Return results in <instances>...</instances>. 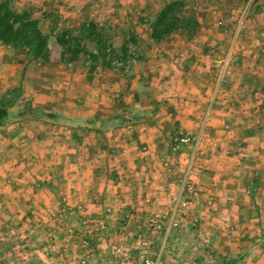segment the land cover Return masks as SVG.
<instances>
[{"label": "crops", "instance_id": "obj_1", "mask_svg": "<svg viewBox=\"0 0 264 264\" xmlns=\"http://www.w3.org/2000/svg\"><path fill=\"white\" fill-rule=\"evenodd\" d=\"M140 2L83 0L78 10L94 9L80 22L59 7L66 20L56 29L70 21L102 22L134 41L133 58L116 73L98 62L93 38L88 50L71 57L49 35L42 60L26 64L0 44V103L8 113L0 125V193L11 201L16 185L15 200L33 203L30 213L38 218L81 204L72 215L79 218L69 219L75 234L93 217L104 223L106 237L125 225L139 231L146 217L168 214L171 202L183 201L177 216H190L214 264H264V66L238 91L231 85L215 90L214 49L189 44L181 53L180 32L153 41L150 21L146 32L127 15L136 6L146 9ZM185 137L189 142L180 141ZM6 202L0 215L9 217ZM60 240L57 245L68 238ZM94 257L102 264L106 253L95 247Z\"/></svg>", "mask_w": 264, "mask_h": 264}, {"label": "rangeland", "instance_id": "obj_2", "mask_svg": "<svg viewBox=\"0 0 264 264\" xmlns=\"http://www.w3.org/2000/svg\"><path fill=\"white\" fill-rule=\"evenodd\" d=\"M9 1L11 6L17 10L32 9L33 15L37 16L40 20L42 29L48 33V35H54L53 30H56L55 32L61 30L56 29L58 20L62 19V17H58L59 12H62V10H60L62 7L59 6V8L55 6L58 4V0H23L24 4H16V0ZM65 1L69 2V4L63 2V5H65L62 8L63 11H65L63 14L69 11V15L67 14L66 16L68 17L66 18H69L71 21L77 22L78 20L80 22L85 18L83 14L88 16L94 9V7H90L92 4H87V7H90L87 8L88 11L87 9L85 11L84 8L78 10V3L83 0ZM167 1L168 0H164V2ZM180 1L181 6L178 15L184 20L187 18L194 20L195 24L191 31H187L182 26L173 30L171 33L180 32L183 40L185 39L184 42L179 43L181 45L177 47L178 50L181 49V53H184L186 46H190L189 44H199L198 47L203 48V50L209 48L214 49V54L217 56V61L215 62L214 89L218 90L222 86L224 87L227 85L229 88L231 85L233 91H238L245 83V80H247V82L255 80L258 77L255 68L259 71L261 67L264 66V0ZM41 2L49 7L41 11L40 8L43 6ZM138 4H142L146 9L137 8L136 6V8L133 10L131 9L130 13H127V15L130 16V20L136 23L140 21L142 30L147 32V20L151 22L160 7L165 3L163 4V0H141ZM72 14L78 16L76 20L71 17ZM122 16H124V13H122ZM66 18L61 21L64 22ZM142 18H145L146 21H143ZM239 18H241L240 23L238 22ZM71 21L67 23L66 29L62 30L68 32V37H77L78 41L76 46L79 50H88L91 44L88 37H85V30L83 29L85 25H81V23L71 25L73 24ZM96 28L97 31H99V39L104 47L105 58L104 62L103 59L98 58V62H103L106 67H110L113 72L116 73L117 69H113L110 65V58L121 57L123 61H125L124 64H126V61L133 58L130 51L133 49L134 43L131 42L130 39H125L127 38L125 35L119 37L121 33L109 30L108 25L102 22H99ZM212 33L214 34L211 35ZM112 34H114L113 36H118L119 38H116L118 40H114ZM232 34H235L233 40H231ZM212 36L215 38V42H212L214 46L208 44L207 41L208 38ZM120 39L125 41L121 42ZM114 41H116L115 45H113ZM94 43L96 46L98 45L97 40H95ZM70 44L71 46L74 45L73 40ZM123 47L124 49H122ZM7 48L13 53L14 59L17 58L18 60L24 61L22 55H19L15 50L11 49V47ZM106 49H108V55L105 51ZM244 49L250 52H246L245 55L241 54L240 51ZM227 50H229V55L226 68H223V76L217 81ZM252 51L255 56H253ZM257 56L259 57L258 60H256ZM29 61H26L24 64ZM236 68V74L234 75L233 73ZM240 72H243V77L239 76ZM261 93L264 96L262 90ZM249 95L250 94H248V96ZM255 95L260 96L258 92ZM232 107L237 108L235 106ZM27 188L28 189H23L25 195L26 190L30 191V187ZM3 189L5 190V186L0 185V190ZM12 191L16 192V185L11 186V201L4 197V193H0V212L2 204H4V201H7L6 203L9 205V210H11L12 213L9 217L0 215V264H48L49 260L52 261V264H58V262L52 258L53 255L47 252L45 240L48 243L49 238L52 236L55 243H57V240L61 241L60 238L64 239L66 237L64 231L65 226H70L75 231V228L70 225L69 219L75 218L77 220L79 215L72 217L73 213L63 218L55 219V216H52L51 213L55 214L59 212L61 209L59 206L58 208L56 207V211L50 212L45 217H33L30 210L35 208V205L28 201L24 202V204L22 201H16V197L12 195ZM17 195L18 197L21 196L19 194ZM172 204L174 205V202H171L170 208L171 206L172 208L168 214L160 211L153 213L152 216L144 219L141 230L135 231L129 229L131 232L130 234H132L133 237L139 235L141 238H144L143 240L147 241V257H152L153 253L161 246L160 257L163 264H214L213 260L216 257L211 256L212 253L210 250L204 248V244H206L205 241L193 233V229L197 228L193 226V221H189L190 216L183 215L181 220V218H179L181 216H177L178 213L175 212L176 210H173L174 207ZM23 208L25 209L23 210ZM22 210L24 212L23 215H21ZM155 214H159V228H152V226L149 225L150 219L154 217ZM171 215H173L172 217L173 220H175V224L170 225L167 232L164 234L163 228L167 226V222L171 218ZM183 219L186 220L184 225H182ZM33 227L36 231L40 228L41 233L37 234V232H33ZM170 230V240L168 241L167 238L169 237ZM75 237H78V234H75L74 238H72L75 239ZM104 253H106V257L102 264L106 263L108 259L107 252Z\"/></svg>", "mask_w": 264, "mask_h": 264}, {"label": "built area", "instance_id": "obj_3", "mask_svg": "<svg viewBox=\"0 0 264 264\" xmlns=\"http://www.w3.org/2000/svg\"><path fill=\"white\" fill-rule=\"evenodd\" d=\"M240 21L241 18H239L238 22L240 23ZM234 37L235 34H232L231 40H233ZM105 51L108 55V49ZM228 55L229 50H227L224 57L217 81L223 76V68H226ZM130 60L131 58L129 61ZM129 61H126V64H124L125 61H123L121 57H111L110 65L113 69H117L118 71L120 68L126 66ZM198 138L199 133L195 134L189 143L191 156H193L197 150ZM180 141L189 142V138H180ZM176 203L177 200L174 202L173 210H176L175 208L177 205L183 206L186 204L183 201L179 202L177 205ZM60 207L61 209L59 212L55 214L51 213L52 216H55V219H60L82 211L81 204H75L73 206L61 205ZM158 216L159 214H155L154 217L150 219L149 225H151L152 228H159ZM172 216L173 215H171V218L168 220L167 226L163 228L164 234L167 232L170 225L175 224V220H173ZM131 218L132 216L130 214L125 217L126 221ZM81 224L83 228L77 237L76 243H74V239L72 238L75 235L74 229L70 226H65L64 228L66 237L68 238L66 242L57 245L52 236L49 238L48 243H46L47 252L53 255L52 258L55 259L58 264H96V259L94 257L95 247L102 249L103 252H107L108 259L104 264H163L160 257L161 246L153 253L152 257H147V241L143 240L144 238H141L139 235L133 237L126 225L113 231L106 237L102 234V230L105 227L102 221H96V218L93 217H85ZM70 240L72 243H69ZM48 264H52V261L49 260Z\"/></svg>", "mask_w": 264, "mask_h": 264}, {"label": "trees", "instance_id": "obj_4", "mask_svg": "<svg viewBox=\"0 0 264 264\" xmlns=\"http://www.w3.org/2000/svg\"><path fill=\"white\" fill-rule=\"evenodd\" d=\"M180 6V0H168L160 7L154 19L149 23V36L153 41H159L178 27L183 26L187 31L193 29L194 20L189 18L184 20L178 15ZM83 29L85 30V37L97 40L96 54L104 62V47L99 39L100 34L96 26L88 23ZM48 36V33L42 29L40 20L33 15L32 9L17 10L11 6L9 0H0V44L7 45L22 55L24 57L23 62L42 60ZM54 37L62 48V54L69 52L70 56L74 57L82 51L76 46L77 37H68L66 30L55 32ZM72 40L73 46L70 44ZM130 41L134 42L133 40ZM91 60L96 61V57H91ZM7 114L4 104L0 103V124L7 118ZM170 234L171 230L167 238L168 241Z\"/></svg>", "mask_w": 264, "mask_h": 264}]
</instances>
